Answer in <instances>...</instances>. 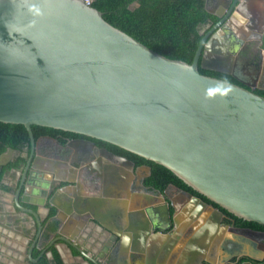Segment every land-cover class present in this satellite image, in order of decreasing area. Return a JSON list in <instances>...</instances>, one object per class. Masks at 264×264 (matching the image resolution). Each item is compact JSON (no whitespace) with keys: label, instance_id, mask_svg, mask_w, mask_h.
Masks as SVG:
<instances>
[{"label":"water","instance_id":"water-1","mask_svg":"<svg viewBox=\"0 0 264 264\" xmlns=\"http://www.w3.org/2000/svg\"><path fill=\"white\" fill-rule=\"evenodd\" d=\"M211 34L189 63L150 48L82 0H0V122L25 125L34 142L32 127L40 125L90 138L83 140L90 147L116 145L169 168L222 215L264 225V96L201 73L200 66L229 73L208 65ZM136 201L132 243L140 253L145 213ZM112 232L122 240L123 230ZM0 254L2 264L18 257L2 243Z\"/></svg>","mask_w":264,"mask_h":264},{"label":"flooded vegetation","instance_id":"flooded-vegetation-1","mask_svg":"<svg viewBox=\"0 0 264 264\" xmlns=\"http://www.w3.org/2000/svg\"><path fill=\"white\" fill-rule=\"evenodd\" d=\"M207 9L218 17L203 30L206 35L212 33L210 40L213 38L207 49L211 55L208 65L237 75L240 80L224 73L248 89L264 91V0H207ZM30 138L23 146L8 144L0 151V243L18 256H4L3 261L37 264L43 256L53 257L51 249L58 248L59 241L70 245L65 239L71 240L72 247L85 251L93 235L99 239L108 234L109 239H118L117 246L108 247L114 253L111 258L116 259L109 263L120 264L116 253L121 249L119 244L125 243L128 251L121 249L124 264H136L134 258L139 255L133 253L132 242L140 220L133 203L136 206V200L141 199L145 213L141 252L151 264L158 260L159 264H264V225L238 222L224 211L222 215L220 208L174 183L162 190L149 183L157 176L155 167L116 152L133 164L114 159L105 151H111L108 147L96 141V146L90 147L83 141L90 138L50 133L39 138L34 133L35 142L31 134ZM190 193L202 198L206 207ZM42 209L49 210L48 219L51 211L57 210L54 220L60 226L50 243L46 242L48 219L35 215ZM62 213L77 216L78 240L66 236L63 228L70 226ZM32 217L37 223L30 226ZM121 229L122 240L112 232L122 233ZM37 250L42 251L38 258Z\"/></svg>","mask_w":264,"mask_h":264},{"label":"trees","instance_id":"trees-1","mask_svg":"<svg viewBox=\"0 0 264 264\" xmlns=\"http://www.w3.org/2000/svg\"><path fill=\"white\" fill-rule=\"evenodd\" d=\"M135 3L139 5H134ZM94 7L102 11L105 19L110 23L126 31L150 48L171 59L184 60L189 63H193L200 44L206 35L203 30L208 24L218 20V17L207 9V0H96ZM200 71L202 74L242 85L233 76L217 73L202 66H200ZM256 93L264 96V91H256ZM32 128L37 138L43 133H50L53 136L64 134L69 137H85L40 125H33ZM30 139L29 130L25 125L0 122L1 152L5 151L8 144L23 146L25 142H30ZM95 141L100 146L108 147L113 152L130 157L139 163H148L155 167L157 176L149 180L150 184H158L164 190L169 183H174L179 188L191 191L214 204L188 186L169 168L116 145L100 140ZM214 206L220 208L216 204ZM222 210L226 214L235 217L238 222H246L249 225L263 227L258 223L246 221L224 209ZM56 215L57 210L53 209L46 222L47 243H50L59 230V221L54 220ZM41 252V250H37L35 257L38 258ZM51 252L53 254L51 259L47 255L43 256L37 264H66L56 245L52 247Z\"/></svg>","mask_w":264,"mask_h":264},{"label":"crops","instance_id":"crops-1","mask_svg":"<svg viewBox=\"0 0 264 264\" xmlns=\"http://www.w3.org/2000/svg\"><path fill=\"white\" fill-rule=\"evenodd\" d=\"M35 215L38 218L41 217V219L43 221L45 219L47 220L48 219L47 217L49 215V210L48 209H42L40 213H36ZM61 217H63L65 220L67 219V221L69 222L70 227H68V229L63 228L66 236L70 235L69 237H71V238L75 237V239L78 240L80 238L81 232L78 231V229L80 228V224L78 222L77 216L76 215H69L68 216L67 213L66 214L62 213ZM34 223H37V222H36V219L32 217L29 220V225L32 226V225H34ZM96 236H97L96 238H98V235H96ZM93 237L95 238L94 235H93ZM93 237L90 241L86 242L88 245L86 244V246H84L85 251L94 259L100 260V262L102 264H103V262H107L106 264H111L109 262H116V259L114 260L111 258L114 254L113 251L111 250L109 252L108 247L110 245L111 246L113 245L112 247L117 246L118 239L115 238V239H117V241L115 239L111 240V239H109L108 234H106L105 237H102L99 239H96V238L94 239ZM83 244H85V241L83 242ZM119 245H120L122 250L124 249L123 250L124 252L128 251V249H126L125 245H123V247L121 246V244H119ZM143 246H145V245H143ZM58 249L62 253L63 258L65 259L67 264H94L90 260L85 259L82 255V253L78 249L68 245L67 243H64L63 241H59ZM121 249H119V252H122V254H120L119 252H117L116 254L118 256L120 264H124V263H126L123 259L125 256V253ZM102 251L104 252V253H102V255H108V256H106V257L101 256L100 253ZM133 253H135L136 255L139 254V257L134 258V260L136 261V264H151V260L147 261V259L145 258V255H143V252H140V253L133 252ZM129 255L132 259L133 258L132 253H130ZM134 260H132L133 263H134ZM156 263L159 264L160 261L158 260V261H156ZM0 264H2V263H0Z\"/></svg>","mask_w":264,"mask_h":264},{"label":"built area","instance_id":"built-area-1","mask_svg":"<svg viewBox=\"0 0 264 264\" xmlns=\"http://www.w3.org/2000/svg\"><path fill=\"white\" fill-rule=\"evenodd\" d=\"M82 1H84L89 6H94L96 2V0H82Z\"/></svg>","mask_w":264,"mask_h":264}]
</instances>
